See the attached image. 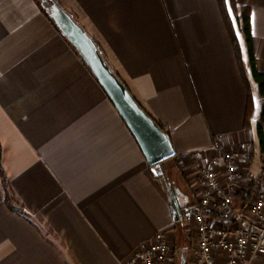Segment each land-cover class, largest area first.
Returning <instances> with one entry per match:
<instances>
[{"label": "crops", "instance_id": "obj_1", "mask_svg": "<svg viewBox=\"0 0 264 264\" xmlns=\"http://www.w3.org/2000/svg\"><path fill=\"white\" fill-rule=\"evenodd\" d=\"M57 1L167 130L176 155L154 175L38 2L0 0V170L11 195L8 207L0 183V264H125L157 233L177 232L162 179L190 208L193 168L240 149L254 157L255 141L252 176H264L255 133L261 101L243 37L236 31L241 71L218 0ZM235 1L248 10L264 72V0ZM249 93L255 108L246 128Z\"/></svg>", "mask_w": 264, "mask_h": 264}, {"label": "built area", "instance_id": "obj_2", "mask_svg": "<svg viewBox=\"0 0 264 264\" xmlns=\"http://www.w3.org/2000/svg\"><path fill=\"white\" fill-rule=\"evenodd\" d=\"M252 154L229 151L193 168L188 264H253L264 257V176L251 175ZM241 195L250 197L241 201ZM167 237L157 233L125 264H170Z\"/></svg>", "mask_w": 264, "mask_h": 264}, {"label": "water", "instance_id": "obj_3", "mask_svg": "<svg viewBox=\"0 0 264 264\" xmlns=\"http://www.w3.org/2000/svg\"><path fill=\"white\" fill-rule=\"evenodd\" d=\"M46 18L59 35L72 47L90 75L103 91L129 134L136 143L146 164L154 175L162 177L161 164L174 158L170 137L137 104L117 73L104 58L99 45L74 15L57 0H36ZM168 192L170 213L174 223L182 221L180 207L172 188L162 179ZM181 264H185L184 261Z\"/></svg>", "mask_w": 264, "mask_h": 264}, {"label": "trees", "instance_id": "obj_4", "mask_svg": "<svg viewBox=\"0 0 264 264\" xmlns=\"http://www.w3.org/2000/svg\"><path fill=\"white\" fill-rule=\"evenodd\" d=\"M218 4L222 13V17L226 26V30L228 32L234 55L237 61V64L241 71H243V65H242V57H241V51L240 46L237 40L236 36V30L242 35L245 46H246V52H247V58H248V65L250 70V75L253 84L255 85V93L258 99H260L261 104L258 109V122L255 127V133L256 138L258 141L259 151L260 154L264 155V130H263V124H264V72H259L256 69L255 66V60L253 56V50H252V43H251V33H250V23H249V13L246 7L239 6L235 0H218ZM43 12V11H42ZM44 13V12H43ZM45 15V14H44ZM254 103L251 98V94L248 95V102H247V108H246V117L244 122V127H249V120L252 117V114L254 112ZM156 124L165 132L168 134L167 130L160 124L156 122ZM169 135V134H168ZM0 183L2 187V191L4 193V201L8 207H10V190L8 187L7 180L3 174V172L0 170ZM250 195H241V201H247L249 199ZM181 209V208H180ZM182 221H178L175 224H180ZM185 248H181V262H185ZM181 264V263H180Z\"/></svg>", "mask_w": 264, "mask_h": 264}, {"label": "rangeland", "instance_id": "obj_5", "mask_svg": "<svg viewBox=\"0 0 264 264\" xmlns=\"http://www.w3.org/2000/svg\"><path fill=\"white\" fill-rule=\"evenodd\" d=\"M239 35H240V41H241L242 36H241V34H239ZM242 45L245 48L244 43ZM256 101H257V108H258L259 100L256 99ZM253 127H254V125H252V128ZM254 149H255V156L253 157L252 164H251V167L249 169L251 175L257 174L258 165L260 162L259 161L260 156L258 155L257 142L256 141L254 143ZM192 198H193V195H192ZM188 199H189L188 196H183V198H182V196H180V195H177V198H176L178 205L181 206L182 210H184L186 212H188V209H189ZM177 225H178V227L176 228L177 232H175L174 234L171 233L169 235L170 239H169V237H167L168 238V245L170 247V258H171L170 264H180L181 263L180 250L182 247L185 248V249H183L185 252V264H188V263H190L188 254H189L190 249H191V232H190L189 223L187 220H184V221H182V223L177 224Z\"/></svg>", "mask_w": 264, "mask_h": 264}, {"label": "flooded vegetation", "instance_id": "obj_6", "mask_svg": "<svg viewBox=\"0 0 264 264\" xmlns=\"http://www.w3.org/2000/svg\"><path fill=\"white\" fill-rule=\"evenodd\" d=\"M182 214V221L188 220V212H181Z\"/></svg>", "mask_w": 264, "mask_h": 264}, {"label": "snow or ice", "instance_id": "obj_7", "mask_svg": "<svg viewBox=\"0 0 264 264\" xmlns=\"http://www.w3.org/2000/svg\"><path fill=\"white\" fill-rule=\"evenodd\" d=\"M226 3H227V0H226Z\"/></svg>", "mask_w": 264, "mask_h": 264}]
</instances>
